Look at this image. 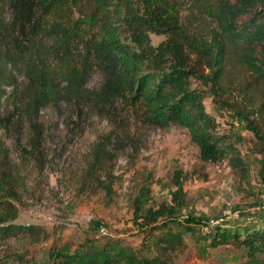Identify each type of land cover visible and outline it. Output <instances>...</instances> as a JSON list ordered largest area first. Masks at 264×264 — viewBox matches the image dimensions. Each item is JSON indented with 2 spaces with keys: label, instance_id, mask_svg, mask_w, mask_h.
<instances>
[{
  "label": "trees",
  "instance_id": "trees-1",
  "mask_svg": "<svg viewBox=\"0 0 264 264\" xmlns=\"http://www.w3.org/2000/svg\"><path fill=\"white\" fill-rule=\"evenodd\" d=\"M73 1L103 10L100 37L70 38L65 16ZM202 8L217 26L209 39L192 34L170 0H0V121L13 123L9 116L2 117L9 87L19 98L16 113L32 126L37 144L39 115L52 104L87 105L117 119L130 113L144 125L185 127L202 161H228L246 178L250 168L243 152L231 134L220 131L207 110L205 91L193 80L202 79L223 99V81L234 65L247 85L243 97L249 103L245 104L248 129L263 143L258 174L264 183V0H202ZM58 16L63 24L54 22ZM153 32L165 36L158 45L152 42ZM202 68L209 72L205 75ZM96 72L102 81L90 87ZM182 175L181 170L176 172L170 200L143 214L139 206L135 209L136 221L142 218L151 230L144 250L120 238H106L58 253L53 264H168L169 255L192 232L186 224L201 220L189 215L185 225L178 222L182 229L172 226L185 207ZM239 216L243 222L236 225H229L233 219L225 217L209 220L211 245L232 243L242 248L237 264H264V208L253 205L241 209ZM35 229L9 223L0 215V240ZM0 264L13 263L0 260Z\"/></svg>",
  "mask_w": 264,
  "mask_h": 264
},
{
  "label": "rangeland",
  "instance_id": "rangeland-1",
  "mask_svg": "<svg viewBox=\"0 0 264 264\" xmlns=\"http://www.w3.org/2000/svg\"><path fill=\"white\" fill-rule=\"evenodd\" d=\"M181 10L182 21L192 34L209 39L217 26L202 8V0H170ZM66 21L70 38L100 37L103 10L89 2H72ZM158 45L165 36L151 33ZM75 43H77L75 41ZM206 75L209 70L202 68ZM206 93L207 110L215 116L223 134H231L250 168L243 178L228 161L204 162L188 130L181 125L168 128L144 125L132 114L120 118L101 115L94 107L72 103L52 104L39 115L40 142L36 132L16 112L14 88H7L0 121V215L9 223L33 225V233L0 240V260L13 264H53L58 253L73 251L89 241L120 238L144 250L149 228L141 213L171 199L175 175L181 170L186 199L172 226L182 229L189 215L192 232L183 246L169 255L168 264H237L243 249L232 243L212 246L208 222L230 218L241 224L235 213L264 202L259 170L262 141L248 129L245 78L230 65L223 81L225 95L216 97L210 85L193 77ZM24 79L19 82L23 85ZM96 72L90 87H98ZM261 98L258 102H262ZM20 114V113H19ZM17 115V116H16ZM14 117V118H13ZM150 188V194L147 190ZM244 219L247 216L243 217ZM24 259V262L21 260Z\"/></svg>",
  "mask_w": 264,
  "mask_h": 264
},
{
  "label": "built area",
  "instance_id": "built-area-1",
  "mask_svg": "<svg viewBox=\"0 0 264 264\" xmlns=\"http://www.w3.org/2000/svg\"><path fill=\"white\" fill-rule=\"evenodd\" d=\"M260 198L264 202V189H262L261 192H260ZM235 214H236V217H239V213H235Z\"/></svg>",
  "mask_w": 264,
  "mask_h": 264
}]
</instances>
